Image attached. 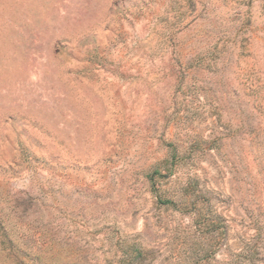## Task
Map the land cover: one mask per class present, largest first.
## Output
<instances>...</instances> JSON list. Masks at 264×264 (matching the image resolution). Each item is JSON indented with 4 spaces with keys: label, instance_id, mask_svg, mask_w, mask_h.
Returning <instances> with one entry per match:
<instances>
[{
    "label": "rangeland",
    "instance_id": "obj_1",
    "mask_svg": "<svg viewBox=\"0 0 264 264\" xmlns=\"http://www.w3.org/2000/svg\"><path fill=\"white\" fill-rule=\"evenodd\" d=\"M0 264H264V0H0Z\"/></svg>",
    "mask_w": 264,
    "mask_h": 264
}]
</instances>
